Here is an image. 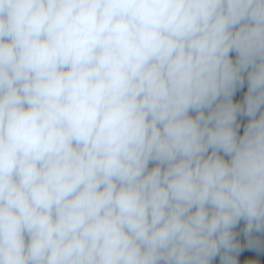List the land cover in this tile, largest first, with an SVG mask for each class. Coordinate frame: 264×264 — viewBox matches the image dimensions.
<instances>
[{
	"label": "clouds",
	"instance_id": "obj_1",
	"mask_svg": "<svg viewBox=\"0 0 264 264\" xmlns=\"http://www.w3.org/2000/svg\"><path fill=\"white\" fill-rule=\"evenodd\" d=\"M217 257L264 264V0H0V264Z\"/></svg>",
	"mask_w": 264,
	"mask_h": 264
},
{
	"label": "trees",
	"instance_id": "obj_2",
	"mask_svg": "<svg viewBox=\"0 0 264 264\" xmlns=\"http://www.w3.org/2000/svg\"><path fill=\"white\" fill-rule=\"evenodd\" d=\"M245 92H246V85H245V87L243 89H240V90L237 91L236 96L234 97V99L242 100L243 95H244ZM238 119L241 121V129H240V131L242 132L243 131V124L246 123L247 118L246 117H238ZM242 225H243V222H241V225L238 226V231H239V228L242 227ZM239 239L243 240L242 234L239 236ZM245 254H247V252L241 253V257L243 255H245ZM214 264H219V257L216 258V260L214 261Z\"/></svg>",
	"mask_w": 264,
	"mask_h": 264
}]
</instances>
